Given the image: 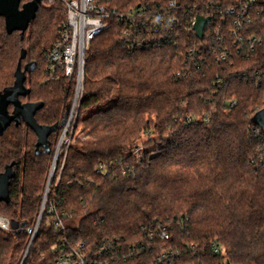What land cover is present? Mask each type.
Returning a JSON list of instances; mask_svg holds the SVG:
<instances>
[{
    "label": "trees",
    "instance_id": "obj_1",
    "mask_svg": "<svg viewBox=\"0 0 264 264\" xmlns=\"http://www.w3.org/2000/svg\"><path fill=\"white\" fill-rule=\"evenodd\" d=\"M66 18L59 0L41 5L23 35L8 34L0 18V92L14 85L19 65L33 64L21 101L44 104L36 114L41 126L60 124L73 94L63 76L46 81L45 74ZM179 33L174 42L131 51L113 21L91 42L78 123L92 141L69 148L53 193L72 217L75 240L95 246L142 240V229L150 231L146 264H264V137L250 124L264 108V84L240 76L264 69V54L237 55L230 38V61L208 52L190 59L187 44L198 39ZM57 135L49 137L52 151ZM37 143L24 122L0 137V173L14 172L0 216L20 225L0 229V264L20 263L38 216L52 152L37 151ZM160 229L168 240L157 238ZM52 233L44 217L25 264H49Z\"/></svg>",
    "mask_w": 264,
    "mask_h": 264
},
{
    "label": "built area",
    "instance_id": "obj_2",
    "mask_svg": "<svg viewBox=\"0 0 264 264\" xmlns=\"http://www.w3.org/2000/svg\"><path fill=\"white\" fill-rule=\"evenodd\" d=\"M67 8V18L59 30V40L46 54V81L63 76L72 89V97L65 101L64 113L58 131L57 148L52 151L54 166L48 177L41 198L35 224L28 229V247L19 264H25L31 248L39 236L44 217L53 228L47 243L49 264H146L144 254H151L154 237L142 229V240L108 238L98 245L75 240L69 230L71 215L60 211L57 195L53 193L62 177L67 151L75 144L78 130L79 109L84 97L85 55L91 42L115 21L131 51L159 47L180 39L181 30L193 34L198 41L188 43L189 58H199L208 52L218 62H228L231 54L227 45L233 44L237 55L245 57L261 49L264 54V0H59ZM55 0H43L42 5H53ZM201 16L210 21L202 38L197 36L195 24ZM219 45V49L216 47ZM241 77L264 84V69L260 66L253 75L241 73ZM236 105L233 102L231 106ZM64 124L62 125V123ZM254 132H261L255 127ZM63 163L58 164L60 149ZM104 167L98 168V171ZM0 229L12 230L11 222L0 216ZM159 240H168L169 234L160 229ZM41 258L45 253L41 252ZM146 256V255H145ZM144 256V257H145ZM159 258L164 260L165 253Z\"/></svg>",
    "mask_w": 264,
    "mask_h": 264
},
{
    "label": "water",
    "instance_id": "obj_3",
    "mask_svg": "<svg viewBox=\"0 0 264 264\" xmlns=\"http://www.w3.org/2000/svg\"><path fill=\"white\" fill-rule=\"evenodd\" d=\"M43 0H30L22 5V0H0V18L5 19V26L8 34L20 32L22 35L29 29L36 19L37 12ZM209 18L199 16L194 26L197 36L203 37L204 29L209 23ZM35 66L28 65L25 71L19 65L13 86L0 92V137L13 124L24 122L38 137L37 151L42 148L45 152L51 153L49 137L60 130L61 125L52 127L41 126L36 120V114L44 106L43 103H22L21 98L29 96L30 90L26 86V72H32ZM12 107V112H10ZM64 122L62 123V125ZM252 126L260 128L264 134V108L256 112L250 119ZM14 177L12 166L7 167L5 172L0 173V202L10 201V181ZM20 225L11 222L13 230L19 229Z\"/></svg>",
    "mask_w": 264,
    "mask_h": 264
},
{
    "label": "rangeland",
    "instance_id": "obj_4",
    "mask_svg": "<svg viewBox=\"0 0 264 264\" xmlns=\"http://www.w3.org/2000/svg\"><path fill=\"white\" fill-rule=\"evenodd\" d=\"M27 62H30V61H27ZM30 87V81L28 80L27 81V88H29ZM84 91H85V88H84ZM71 92H73V91H71ZM84 94H85V92H84ZM66 99H68V98H66ZM70 99H68V101H69ZM78 124V130L76 131V140H75V144L76 145H78V147H80L81 145L80 144H82V143H87V142H90V141H92L91 140V138L90 137H88L87 135H86V130H85V128H84V126L83 125H80L79 123H77ZM59 139H60V136H59V134L57 135V138H56V141H55V144H54V147H53V150H55L56 148H57V145H58V142H59ZM148 141V139L145 137V138H143L142 139V142H147ZM142 146V145H141ZM63 150H62V148L60 149V156L58 157V164H57V168H59V165H62V163H63ZM54 155H52V158H51V162H50V169H49V172H48V175H47V181H48V177H49V175H50V173H51V170H52V168H53V166H54ZM47 181H46V183H47ZM46 185V184H45ZM43 194V193H42Z\"/></svg>",
    "mask_w": 264,
    "mask_h": 264
},
{
    "label": "flooded vegetation",
    "instance_id": "obj_5",
    "mask_svg": "<svg viewBox=\"0 0 264 264\" xmlns=\"http://www.w3.org/2000/svg\"><path fill=\"white\" fill-rule=\"evenodd\" d=\"M25 104V103H24ZM13 110V109H12Z\"/></svg>",
    "mask_w": 264,
    "mask_h": 264
}]
</instances>
